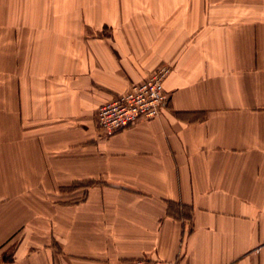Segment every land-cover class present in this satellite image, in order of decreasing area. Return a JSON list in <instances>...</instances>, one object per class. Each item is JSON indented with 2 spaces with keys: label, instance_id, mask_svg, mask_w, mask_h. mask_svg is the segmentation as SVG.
<instances>
[{
  "label": "crops",
  "instance_id": "crops-1",
  "mask_svg": "<svg viewBox=\"0 0 264 264\" xmlns=\"http://www.w3.org/2000/svg\"><path fill=\"white\" fill-rule=\"evenodd\" d=\"M138 258L264 264V0H0V264Z\"/></svg>",
  "mask_w": 264,
  "mask_h": 264
},
{
  "label": "built area",
  "instance_id": "built-area-1",
  "mask_svg": "<svg viewBox=\"0 0 264 264\" xmlns=\"http://www.w3.org/2000/svg\"><path fill=\"white\" fill-rule=\"evenodd\" d=\"M170 67L162 65L146 79L132 84L126 91L101 104L95 113L97 126L106 135H112L138 119L150 120L159 116L168 95L163 82ZM120 264H175L158 258H138Z\"/></svg>",
  "mask_w": 264,
  "mask_h": 264
},
{
  "label": "rangeland",
  "instance_id": "rangeland-1",
  "mask_svg": "<svg viewBox=\"0 0 264 264\" xmlns=\"http://www.w3.org/2000/svg\"><path fill=\"white\" fill-rule=\"evenodd\" d=\"M250 9H251V11H252V10H254V11L257 10V9H255V8H253V7H251ZM95 123H96V125H97L96 118H95Z\"/></svg>",
  "mask_w": 264,
  "mask_h": 264
}]
</instances>
